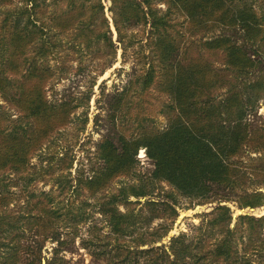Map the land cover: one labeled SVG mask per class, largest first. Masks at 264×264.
<instances>
[{"label":"trees","instance_id":"16d2710c","mask_svg":"<svg viewBox=\"0 0 264 264\" xmlns=\"http://www.w3.org/2000/svg\"><path fill=\"white\" fill-rule=\"evenodd\" d=\"M2 1L10 3L13 0ZM23 1L26 7L16 14L7 12L1 26L7 34L2 45L6 48L7 56L0 67V95L24 114V118L34 123L29 129L10 126L15 122L0 105V171H15L17 174H23L31 168L33 154L39 148V143L47 140L55 131L56 122L68 121L73 109L78 108L73 100L62 103L48 100L46 85L54 77L52 70L38 66L37 62L27 67L31 44L37 40L38 33L39 39L45 35L42 27L38 29L33 11L37 9L38 1L40 8L46 0ZM60 1L66 2L68 9L60 11L51 20L53 26L62 33L82 24L86 17L91 23L101 19L107 27L101 0H82L81 3L79 0ZM167 2L168 12L161 13L152 7L151 0H143V3L137 0H113L118 12L115 26L120 37L123 36L122 23L128 25L133 22L151 27L150 43L155 47L161 67L169 74L166 91L172 102L169 106V116L172 117L169 118L171 122L168 129L164 132L148 130L132 141L120 136L119 147L111 140L106 141L101 153L106 167L92 171V176L85 177V173L81 172L77 181L83 188L98 189L104 186V182L117 174L131 171L137 163L139 149L144 147L155 162L157 177L170 183L182 195L192 200L206 201L211 195L218 194L216 201L220 205L214 210L208 224L210 230L218 228L222 236L203 241L190 239L183 233L172 238L168 248L156 247L169 232H130L138 223V215H135L134 210L122 213L117 207L119 203L130 204L132 197H147L152 191L144 185L127 186L117 196L101 203L100 213L106 219L111 234L83 237L82 245L87 250L94 247L99 256H109L110 264H264V216L241 215L234 221L231 209L222 204L234 202L240 209L264 207L263 192L256 190L248 193L252 185H264V161L249 155L254 153L252 149L255 153L264 150V124L254 128L250 122L264 95L259 91L254 93L250 80L238 83L240 77L249 78L251 71L262 64L259 52H253L256 57L252 59L250 51L244 45H238L233 37L218 35L204 41L205 54L185 60L179 56V43L169 30L174 26L171 16L178 12L187 20L188 26L197 30L237 31L252 49L264 39V17L259 15V10L249 0ZM261 3L264 6V0ZM144 4L147 12L143 8ZM108 33L107 30L99 34L97 40L104 39L107 47L114 50ZM50 50L49 45H43L39 54L46 56ZM219 55L223 57L225 67L216 68L206 63V56ZM231 74L238 76L231 78ZM154 79V66H151L145 78V89L154 83ZM257 86L261 90V84ZM225 89L224 95L219 96ZM13 90L15 93L11 95L9 92ZM246 159L253 161L255 167L246 163ZM252 169L257 173V180L249 173ZM70 176L62 177L68 180ZM2 190L0 210L10 204ZM31 199H37L35 206L39 213L35 217V224L39 235L52 232L55 237L53 240H57L61 246L64 242H61L63 234L60 228L66 229L69 223L72 224L75 234L71 241H74L79 237V225L90 220L82 208L73 212L71 204L59 205L61 208L55 209V199L49 193L41 192L40 197L31 195ZM62 208H68L67 213L61 212ZM9 228L12 230L17 227L11 224ZM14 238L17 239L16 236ZM214 240L216 245L212 246ZM239 240H242L243 247H240ZM11 245L4 246L7 249L5 264H17L21 249L36 256L32 247L17 249ZM146 246L150 248L143 249ZM59 253V250H55L58 257L55 262L65 264ZM36 257L38 259L33 261L34 264H42L40 251ZM142 257L144 261H141Z\"/></svg>","mask_w":264,"mask_h":264},{"label":"rangeland","instance_id":"374dc122","mask_svg":"<svg viewBox=\"0 0 264 264\" xmlns=\"http://www.w3.org/2000/svg\"><path fill=\"white\" fill-rule=\"evenodd\" d=\"M137 1L143 3V0ZM151 1L155 10L161 13L168 12V0ZM249 1L259 10L258 13L263 18L264 6L261 0ZM101 2L105 8L107 27L101 19L91 23L86 17L82 24H77L65 33L53 26L51 18L60 11L68 9L66 2L46 0V3L39 8L38 1V7L33 11V19L37 21L38 29L39 27L44 29L45 35L39 39L38 33L37 40L31 44L27 56L30 62H27V67L32 65V62H37L38 66L52 70L54 77L46 85L48 100L53 103L73 100L78 108L73 109L68 121H57L55 131L47 140L39 143L28 171L23 174H17L15 171H0V189H3L4 195L10 201L8 206L0 210L2 228L0 264H5L7 249L4 246H12L11 244L17 249L22 246L32 247L36 256L40 251L42 264H61L55 262L58 258L55 250L60 251L59 257L66 261L65 264H110L109 256H99L98 250L94 247L90 250L85 249L82 238L96 234H111L106 219L100 213V206L102 202L117 196L119 191L127 186L144 185L152 191L147 197L130 198L132 204L119 203L117 207L122 213L134 210L135 215H138V223L130 232L148 233L154 230H158L160 234L169 232L161 243L155 245L156 247L168 248L171 239L183 233L190 239L203 241L222 236L218 228L210 230L208 224L214 210L220 205L216 201L218 194L211 195L206 201L192 200L182 195L170 183L157 177L155 162L148 156L144 147L139 149L136 156L137 163L131 171L117 174L104 182V186L98 189L83 188L77 181L81 172L87 177L92 176V171L106 167V162L101 157L102 146L106 141L111 140L119 147L120 136L132 141L139 139L148 130L164 132L170 125L169 118L172 117L169 116V106L172 102L166 91L169 74L163 66L161 67L160 60L156 58L155 47L150 43V25L122 23L123 36L120 37L115 26V19H118L117 7L113 4V0H101ZM25 7L23 0H13L10 3L0 0V67L7 56L6 48L2 46L7 35L6 30L1 28L3 19L6 18L7 12L16 14ZM143 8L148 11L145 4ZM39 18L42 19L41 22ZM171 18V24L174 26L169 30L177 38L181 59L189 60L205 54L204 41L218 35L233 37L238 45H244L250 51L252 59L256 57L253 52L258 51L262 64L258 69L251 71L249 78L240 77L238 83L250 80L254 93L259 91L264 95V39L251 49L252 46L244 43L237 31L197 30L188 26L187 20L178 12ZM107 30L112 38L114 50L107 47L104 39L97 40V36ZM43 45H49L51 49L46 56L39 54ZM205 61L207 64L215 65L216 68L225 67L221 55L206 56ZM151 66H154V83L145 89V78ZM235 76L237 77L238 74H231V78ZM258 84H261V90ZM225 91L226 89L219 96L224 95ZM9 93L14 95L15 90ZM7 101L0 95V105L11 116L12 122H15L10 126L32 128L33 121L24 118V114L18 112ZM250 122L254 128L261 123L264 124V96L256 115L250 117ZM252 151L254 153L249 154L251 158L264 161V150L256 153L254 149ZM246 163L255 167V163L250 162L249 159H246ZM249 173L253 179H258L254 169ZM63 175L71 176L66 180ZM248 190V193L256 190L264 193V185H252ZM41 192L49 193L54 197L55 209L61 208L59 205L71 204L70 209L73 212H78V208H82L86 217L90 216L87 223L79 225V237L74 241H71V238L75 230L70 223L66 229L60 228L63 234L61 242H64L62 246L57 240H53L55 237L52 232L39 235L35 224V217L39 213L35 206L37 199H31V195L40 197ZM222 204L231 209L234 221L241 215L257 218L264 216V207L240 209L234 202ZM67 211L68 208H62L61 212L67 213ZM11 224H15L17 228L10 230ZM127 241L130 242L129 238ZM239 241L240 247H243L242 240ZM212 242V246H215V240ZM149 248L150 246L143 247V249ZM20 251L21 256L17 264H30L38 259L34 254L26 253L25 249ZM141 261H144L143 257Z\"/></svg>","mask_w":264,"mask_h":264}]
</instances>
